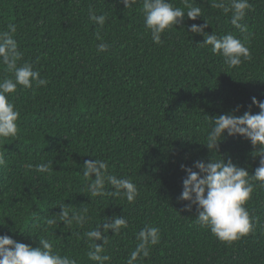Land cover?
Wrapping results in <instances>:
<instances>
[{
	"label": "trees",
	"instance_id": "16d2710c",
	"mask_svg": "<svg viewBox=\"0 0 264 264\" xmlns=\"http://www.w3.org/2000/svg\"><path fill=\"white\" fill-rule=\"evenodd\" d=\"M171 2L184 7L183 0ZM190 2L204 18L185 16L157 45L144 26L143 0L128 9L120 0H0V31L16 25L21 63H32L48 81L44 87H20L10 97L21 115L17 136L0 140L6 160L0 167V235L33 247L47 238L77 264H95L87 257L84 232L105 217L121 216L128 226L108 233V264H126L145 225L160 229V241L136 264H264L260 182L252 181L256 187L245 205L254 231L231 244L196 223V206L186 211L189 202L178 199L186 178L181 165L223 157L250 175L259 165V157L252 156L259 146L253 149L241 136H226L216 153L204 144L210 118L237 105L242 106L237 115L260 111L251 98L264 100V0H250L241 21L251 33V58L232 68L189 27L205 19L208 34L231 32L243 39L247 33L231 25V13L212 8L211 0ZM90 10L106 14L105 24L94 23ZM104 42L109 49L98 51ZM5 75L0 64V77ZM94 159L137 185L134 202L123 195L90 197L83 164ZM49 161L50 173L35 170ZM106 190L111 192V185ZM62 203L87 208L90 220L83 228L49 226L47 219L61 212Z\"/></svg>",
	"mask_w": 264,
	"mask_h": 264
},
{
	"label": "clouds",
	"instance_id": "9594fccd",
	"mask_svg": "<svg viewBox=\"0 0 264 264\" xmlns=\"http://www.w3.org/2000/svg\"><path fill=\"white\" fill-rule=\"evenodd\" d=\"M137 0H120L125 8H130ZM184 7H177L171 0H143L142 13L144 26L150 31L154 44H162V34L177 25H183L185 16L192 21L203 17V11L190 0H183ZM210 6L222 10L225 14L231 13L230 23L241 33H247L242 38L229 32L217 35L208 34L205 29L209 23L192 24L189 31L193 34L203 35L204 41L200 44L209 46L214 55L222 56L224 63L232 68L239 67L245 60L251 58L249 47L251 33L248 27L242 24L247 11L252 7L250 0H211ZM187 9V11H185ZM89 18L98 25H104L106 14L96 15L90 10ZM17 27L15 24L7 25V29L0 31V64L5 66L8 75L0 77V140L15 138L19 132L20 111L12 101L11 94L18 88L33 89L47 86L48 81L41 77V73L32 63H21L24 53L20 50L15 37ZM99 38V37H98ZM110 45L106 42L97 46L98 51L105 52ZM252 105L260 109L257 114L245 111L237 115L240 105L229 114L210 118V129L206 135V147L212 153L218 151L220 142L226 136H241L250 141L253 149V158L259 157V165L254 175L231 159L225 160L210 158L208 162L197 160L193 167L181 165L186 173L182 181L183 191L178 197L181 201H188L185 210L191 212L193 205L198 213L196 223L210 230L217 240L229 243L238 241L254 231V218L250 215L247 201L255 190L252 181L260 182L264 188V100L255 96L251 98ZM251 107V106H250ZM6 165V160L0 154V167ZM53 161L35 165L40 173H50ZM32 169L33 165L25 166ZM105 160H87L83 164V176L88 179L86 186L90 197H104L106 195L126 197L129 203L135 201L139 195L137 185L130 179L111 174L107 171ZM197 169L198 171L194 170ZM112 191L108 192L107 186ZM61 212L51 215L47 219L49 226H57L62 222L64 227L77 226L83 228L90 220L88 209L74 210V207L62 203ZM125 217H105L103 222L91 230L84 232L88 243L87 257L95 264H108L111 257L106 253L105 245L108 243V233L118 234L122 228H127ZM102 241V244L97 243ZM160 241V229L156 226L145 225L137 233V245L129 253L126 264H136L150 255L152 247ZM0 264H77V260L68 255H62L54 250L53 243L47 239H39V246L33 247L11 238L9 235H0Z\"/></svg>",
	"mask_w": 264,
	"mask_h": 264
}]
</instances>
